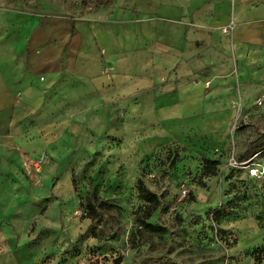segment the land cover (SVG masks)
I'll list each match as a JSON object with an SVG mask.
<instances>
[{
  "label": "rangeland",
  "instance_id": "1",
  "mask_svg": "<svg viewBox=\"0 0 264 264\" xmlns=\"http://www.w3.org/2000/svg\"><path fill=\"white\" fill-rule=\"evenodd\" d=\"M182 3L0 0V49L49 50L53 73L77 32L63 79L41 75L69 86L44 111L68 124L49 143L36 137L34 163L16 179L27 199L4 221L47 227L30 233L36 264H264L253 254L264 247V181L251 173L264 166L254 144L264 129V15L239 46L234 6L225 24L222 8L203 5L195 18L179 13ZM188 105L193 115L180 117ZM209 158L222 161L216 176L205 172ZM140 182L162 199L155 230L139 221ZM89 196L104 205L97 237L81 207Z\"/></svg>",
  "mask_w": 264,
  "mask_h": 264
},
{
  "label": "crops",
  "instance_id": "2",
  "mask_svg": "<svg viewBox=\"0 0 264 264\" xmlns=\"http://www.w3.org/2000/svg\"><path fill=\"white\" fill-rule=\"evenodd\" d=\"M204 1H206L205 4ZM213 1L202 0V5L199 7L197 4L199 0H189L188 2L185 0L186 4H181L179 13L183 14L182 7H185L191 17L193 15L198 18L202 16L198 10L203 5L205 8L211 9L220 10L222 8L224 14H227V18L224 19L226 24L231 20L229 13L234 6V18L239 25L235 40L239 46H243L245 41L257 37V32L263 29L262 26L257 27V20L261 15H264V0H220L218 3ZM232 1H234L233 6L231 5ZM153 8L156 12L160 10L165 19L169 17L167 10L170 9L157 10L159 7L156 5ZM174 13L177 14V12ZM179 19L181 18L179 17ZM227 27L225 26V28ZM76 35L77 32L74 34L73 31L71 40L64 48L59 61L61 67L59 73H53L55 56L49 50L30 47L16 53L19 51L6 47L0 49V264H36L41 261L42 256L36 250V242L33 241V237H30V233L47 227H12L6 225L4 221L6 217L19 214L21 208L18 202L21 199H27L24 192H18L15 188L16 179L25 181L19 174L22 168L27 165L29 168L34 163L32 151L37 146L36 137H42L44 142L49 143L48 140L52 141L54 138V130L68 124L67 122L61 123V125L56 124L53 117H49L44 111L47 110L48 102L52 103L54 98L60 93H64L65 89L69 87L66 82L62 81L58 83V88L54 89L56 83L52 79L57 76L56 81H58L65 76V56ZM39 43L40 41L36 44L40 45ZM26 55L28 57L23 59ZM40 67H44V69ZM45 71L54 74L51 80L47 79L46 81L41 76ZM44 75L46 76V74ZM74 87L72 86V88ZM80 92L82 91L79 89L78 94ZM71 93L75 94L74 91ZM185 101L187 102V100ZM185 101L180 102V105L182 103L187 105ZM178 103L176 101V105ZM181 110L179 116H183L185 119H190L194 112L190 105L181 108ZM40 113H42V117H39V120L43 124L38 125L36 120Z\"/></svg>",
  "mask_w": 264,
  "mask_h": 264
},
{
  "label": "trees",
  "instance_id": "3",
  "mask_svg": "<svg viewBox=\"0 0 264 264\" xmlns=\"http://www.w3.org/2000/svg\"><path fill=\"white\" fill-rule=\"evenodd\" d=\"M88 1L91 0H85V2ZM74 34H76V31H74ZM256 131H257V138L255 139L254 144L255 145L260 144V146L263 147L264 149V129L260 130L257 128ZM237 149H238V143L236 144V150ZM221 165H222V161L209 158L207 159L206 162L205 172L209 176H216ZM139 190L142 201L146 203L145 209L142 214L143 216L139 218V221L141 223V226L145 227L146 229L155 230L154 225L149 223V220L152 218L153 213L156 212L161 207L162 199L158 194L151 191L144 182H140ZM81 207L85 211L87 218L92 220V225L89 227V230L97 237L98 230L100 228L99 226L104 216V213L102 211L104 205L100 203L98 198L89 196L82 200ZM253 254L255 256L264 255V247L262 249H257L256 251H254ZM258 260L259 263H262L260 258H258Z\"/></svg>",
  "mask_w": 264,
  "mask_h": 264
},
{
  "label": "built area",
  "instance_id": "4",
  "mask_svg": "<svg viewBox=\"0 0 264 264\" xmlns=\"http://www.w3.org/2000/svg\"><path fill=\"white\" fill-rule=\"evenodd\" d=\"M230 31H231L230 27H227V28L224 29V32L226 34H229ZM260 104H263V102L261 101ZM40 165H41V161L38 164L35 165V168L37 170H40L39 169ZM232 165H234L235 167H239L240 166V164L238 162H236V161L233 162ZM252 165H254V164H252ZM249 167H252V166H249ZM251 173L253 174L254 177H257L260 180L264 181V166L252 168L251 169ZM153 177L155 178L156 176H153ZM187 193H188V191H187Z\"/></svg>",
  "mask_w": 264,
  "mask_h": 264
}]
</instances>
